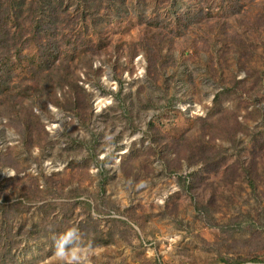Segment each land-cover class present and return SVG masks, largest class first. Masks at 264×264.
I'll list each match as a JSON object with an SVG mask.
<instances>
[{"label": "rangeland", "instance_id": "rangeland-1", "mask_svg": "<svg viewBox=\"0 0 264 264\" xmlns=\"http://www.w3.org/2000/svg\"><path fill=\"white\" fill-rule=\"evenodd\" d=\"M3 39L0 264H264V0H0Z\"/></svg>", "mask_w": 264, "mask_h": 264}, {"label": "clouds", "instance_id": "clouds-1", "mask_svg": "<svg viewBox=\"0 0 264 264\" xmlns=\"http://www.w3.org/2000/svg\"><path fill=\"white\" fill-rule=\"evenodd\" d=\"M54 255L60 260H67L68 264H79L90 250V243L82 242L78 228L70 227L64 232L55 234L52 237ZM69 245H72L69 247Z\"/></svg>", "mask_w": 264, "mask_h": 264}, {"label": "trees", "instance_id": "trees-1", "mask_svg": "<svg viewBox=\"0 0 264 264\" xmlns=\"http://www.w3.org/2000/svg\"><path fill=\"white\" fill-rule=\"evenodd\" d=\"M4 42V39H3V41L2 40H0V43H3ZM5 45H6V43H5ZM4 46V45H3ZM6 48H8V47H6Z\"/></svg>", "mask_w": 264, "mask_h": 264}]
</instances>
